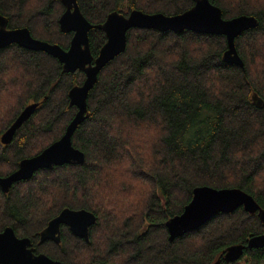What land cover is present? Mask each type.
<instances>
[{
	"label": "trees",
	"instance_id": "obj_1",
	"mask_svg": "<svg viewBox=\"0 0 264 264\" xmlns=\"http://www.w3.org/2000/svg\"><path fill=\"white\" fill-rule=\"evenodd\" d=\"M92 25L111 12L179 15L192 0H76ZM223 19L254 16L258 26L235 41L244 67L222 61L226 39L131 29L123 53L109 62L87 98V118L72 137L80 165L40 170L0 189V232L11 227L36 254L66 264H264V248L245 249L233 263L232 245L264 234L256 214L242 208L217 214L200 229L170 242L165 223L183 212L196 187L240 189L264 208V0H209ZM60 0H0L8 29L67 49L72 33L58 20ZM93 58L105 43L91 29ZM64 73L53 57L10 45L0 50V136L29 104L38 103L9 145L0 144V177L60 139L76 113L68 92L84 81ZM65 208L96 217L89 241L61 229L59 245L39 233Z\"/></svg>",
	"mask_w": 264,
	"mask_h": 264
},
{
	"label": "water",
	"instance_id": "obj_2",
	"mask_svg": "<svg viewBox=\"0 0 264 264\" xmlns=\"http://www.w3.org/2000/svg\"><path fill=\"white\" fill-rule=\"evenodd\" d=\"M64 7L58 25L63 33H72L68 48L65 50L57 44H51L32 37L27 28L8 29L7 19L0 15V50L10 45H17L30 51L43 52L61 65L64 73L77 71L84 74L81 85L72 87L68 92L69 105L76 108V113L69 122L60 139L45 148L41 153L19 162L18 168L5 177H0V189L7 194L13 184L30 180L40 170H51L63 165H80L84 162V154L73 147L72 137L78 126L87 118V98L98 80L102 69L117 56L123 53L127 44V32L131 29H146L157 32L181 34L184 31L205 35H220L226 39V50L222 61L228 65L244 67L234 41L245 31L258 26L254 16L242 15L232 19H223L220 8L209 0H192L193 6L174 16L161 13L147 14L140 10H132L127 16L111 12L105 21L92 25L82 15L76 0H60ZM97 29L104 33L105 43L98 55L93 58L89 48L88 33ZM252 103L257 108H264V101L252 95ZM38 103L27 105L16 117L8 129L1 135L0 144L9 145L18 129L32 116ZM242 208L250 215L256 214L264 224V208L254 198L240 189H214L196 187L190 202L183 212L165 223L170 242L189 232L196 231L217 214H231ZM96 223L91 212L65 208L52 218L39 233V244L51 241L61 243V229L67 227L70 233L85 241H89L90 227ZM264 248V234L248 239L246 245H232L225 249L224 260L227 263L238 261L245 249ZM0 264H66L53 260L43 253L35 254L28 238H19L11 227L0 232Z\"/></svg>",
	"mask_w": 264,
	"mask_h": 264
},
{
	"label": "flooded vegetation",
	"instance_id": "obj_3",
	"mask_svg": "<svg viewBox=\"0 0 264 264\" xmlns=\"http://www.w3.org/2000/svg\"><path fill=\"white\" fill-rule=\"evenodd\" d=\"M1 137V136H0ZM33 247V246H32ZM36 254V253H35Z\"/></svg>",
	"mask_w": 264,
	"mask_h": 264
}]
</instances>
